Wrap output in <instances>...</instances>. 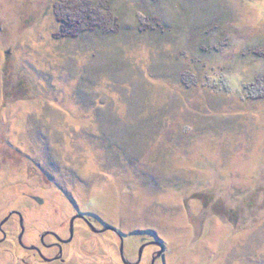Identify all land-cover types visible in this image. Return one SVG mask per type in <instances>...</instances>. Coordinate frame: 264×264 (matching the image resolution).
Instances as JSON below:
<instances>
[{
	"label": "rangeland",
	"instance_id": "374dc122",
	"mask_svg": "<svg viewBox=\"0 0 264 264\" xmlns=\"http://www.w3.org/2000/svg\"><path fill=\"white\" fill-rule=\"evenodd\" d=\"M12 211L46 258L41 235L83 215L130 263L157 239L155 264H264V0H0V223ZM74 227L45 262L12 217L0 264H124L117 233Z\"/></svg>",
	"mask_w": 264,
	"mask_h": 264
},
{
	"label": "water",
	"instance_id": "95a60500",
	"mask_svg": "<svg viewBox=\"0 0 264 264\" xmlns=\"http://www.w3.org/2000/svg\"><path fill=\"white\" fill-rule=\"evenodd\" d=\"M39 203H43V200L42 199H39L38 197L35 198ZM13 214H17L20 219H21V227H22V232L21 234L19 235V241L20 243L23 245V242H22V237H23V234L25 232V229H24V225H23V216L20 212H17V211H12L9 213L8 217L5 218L1 223H0V227L3 226V224H5L8 219L13 215ZM81 218L83 220H85L89 227L91 228V230L95 233H103V232H106V231H113L115 233H117L121 239V245H120V252H121V257H122V260L124 262V264H140L141 263V259H142V254H143V251L146 247L150 246V245H157L160 247V251L157 253L156 256L153 257V260H152V263L151 264H155L156 262V259L161 257L163 252H164V245L161 241L157 240L155 242H149V243H146V244H143L142 247L140 248L139 250V259L137 262L135 263H130L126 260L125 258V255H124V242H123V235H121V233H119L114 227H110V226H107L103 229H97L85 216L83 215H78V216H75L71 219V223H70V238L67 239V240H62L61 237H59L55 232H46L44 234H42L41 236V241L44 242V239L47 235L51 234V235H54L55 237H57V239H59L61 242H64L65 244L69 243L72 241L73 239V236H74V222L76 220V218ZM28 249L30 250H36L40 253L41 257L47 261V262H54V261H57V260H60L62 258V255H63V250H62V247H60V251H59V255H57L56 257L52 258V259H49V258H46L43 254H41V250L38 248V247H35V246H31V247H27Z\"/></svg>",
	"mask_w": 264,
	"mask_h": 264
},
{
	"label": "flooded vegetation",
	"instance_id": "af4514ba",
	"mask_svg": "<svg viewBox=\"0 0 264 264\" xmlns=\"http://www.w3.org/2000/svg\"><path fill=\"white\" fill-rule=\"evenodd\" d=\"M12 217H17L18 219H19V229H21L20 231L22 232V227H21V219H20V217L17 215V214H13L9 219H8V221L5 223V224H3V226L2 227H0V232L3 234V238L2 239H0V244L1 243H3V242H5V240L7 239V233L3 230V229H5V226L9 223V221L12 219ZM7 218V217H6ZM87 218V217H86ZM5 219V218H4ZM3 219V220H4ZM88 220H89V218H87ZM83 220V219H82ZM83 221H85V220H83ZM92 224H93V222L91 221V220H89ZM85 223H86V225L88 226V228L89 229H91L90 227H89V225H88V223L85 221ZM23 225H24V229H25V232H24V234H23V237H22V242H23V245L20 243V241H19V236H18V244L23 248V249H26V250H29V251H33L36 255H38L40 258H42L41 257V255H40V253L38 252V251H36V250H30V249H28L27 247H31V246H34V245H27L26 243H25V241H24V238H25V235H26V229H27V227H26V225H25V222H24V219H23ZM94 225V224H93ZM95 226V225H94ZM97 228V227H96ZM75 227H74V232H75ZM97 229H103V228H97ZM21 232H20V234H21ZM48 232H50V231H48ZM19 234V235H20ZM71 235V234H70ZM42 236V235H41ZM46 237H52L53 239H55V241L53 242V243H51V244H47L46 242H45V239H44V242L43 241H41V244H42V247L44 248V249H47V248H49V246H50V248H58L59 249V251H60V247H64V245H66L64 242H61L59 239H57V237H55L54 235H51V234H49V235H47ZM62 240H67V239H64V238H61ZM40 240H41V238H40ZM155 241H157V239L156 240H150V241H148L147 243H149V242H155ZM146 244V243H145ZM150 246H153V247H156L157 249H160L159 248V246H157V245H150ZM35 247H37V246H35ZM39 249H40V247H38ZM41 250V254H43V250L42 249H40ZM159 252V250L158 251H156L155 252V254L153 255V257L154 256H156L157 255V253ZM160 258V257H159ZM159 258H157V259H159ZM49 259H51V258H49ZM62 259V258H61ZM60 259V260H61ZM157 259H156V261H157ZM42 260H44L43 258H42ZM152 260H153V258H152ZM45 261V260H44ZM45 262H47V261H45Z\"/></svg>",
	"mask_w": 264,
	"mask_h": 264
},
{
	"label": "trees",
	"instance_id": "16d2710c",
	"mask_svg": "<svg viewBox=\"0 0 264 264\" xmlns=\"http://www.w3.org/2000/svg\"><path fill=\"white\" fill-rule=\"evenodd\" d=\"M73 5H75V3H72ZM72 8V6H71ZM83 9V8H81ZM90 18H91V22L92 24H94V26H96L97 24H101L102 21L101 20V17L98 15V12H96V9H90ZM78 16L75 14V11H74V15H71V19L69 20V22L67 21L66 22V19L65 18H62L61 17V20L63 22V24L65 25L66 29H71L72 32H74L75 28L77 27L78 25Z\"/></svg>",
	"mask_w": 264,
	"mask_h": 264
}]
</instances>
